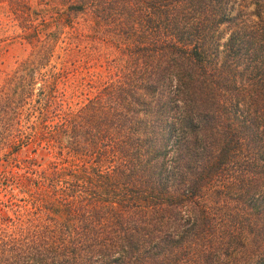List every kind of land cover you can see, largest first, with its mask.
<instances>
[{"label": "trees", "instance_id": "obj_1", "mask_svg": "<svg viewBox=\"0 0 264 264\" xmlns=\"http://www.w3.org/2000/svg\"><path fill=\"white\" fill-rule=\"evenodd\" d=\"M236 6L0 0V264H264V0Z\"/></svg>", "mask_w": 264, "mask_h": 264}, {"label": "rangeland", "instance_id": "obj_2", "mask_svg": "<svg viewBox=\"0 0 264 264\" xmlns=\"http://www.w3.org/2000/svg\"><path fill=\"white\" fill-rule=\"evenodd\" d=\"M249 1H251V0H234V7H237L236 5H237V3H247V2H249ZM250 7L248 6V9H249ZM8 52H7V55L5 56V58H4V62H5V64H7V65H10L14 60H16L19 56H20V54L22 53V51H21V49H18V48H16V49H12V48H9L8 50H7ZM18 56V57H17ZM2 168V165H1V161H0V169Z\"/></svg>", "mask_w": 264, "mask_h": 264}, {"label": "clouds", "instance_id": "obj_3", "mask_svg": "<svg viewBox=\"0 0 264 264\" xmlns=\"http://www.w3.org/2000/svg\"><path fill=\"white\" fill-rule=\"evenodd\" d=\"M189 216H191V213H189L188 216H186V218H188Z\"/></svg>", "mask_w": 264, "mask_h": 264}]
</instances>
